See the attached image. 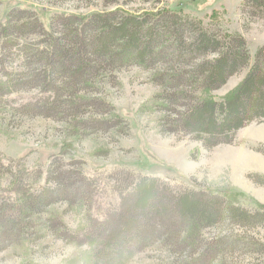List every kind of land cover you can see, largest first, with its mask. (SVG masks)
<instances>
[{"label":"rangeland","instance_id":"374dc122","mask_svg":"<svg viewBox=\"0 0 264 264\" xmlns=\"http://www.w3.org/2000/svg\"><path fill=\"white\" fill-rule=\"evenodd\" d=\"M243 2L0 0V20L7 11L27 9L49 29L50 17H58L55 25L61 28L68 15L115 11L116 15L126 13L138 18L149 13L153 18L164 10L182 9L210 29L220 27L215 30L218 37L239 33L246 42L248 62L208 93L219 100L237 87L253 64L257 49L264 44V13L256 6L242 5ZM23 15L14 13L18 23L29 21ZM32 37L28 32L21 39L9 38L14 46L0 51V79L9 71L17 83L8 93L0 84V224H6L8 218L13 220L17 213L15 198L22 194L33 199L41 194L43 199L51 200L53 203L46 209H51L56 217L52 220L49 212L41 213L39 223L24 225L20 232L16 227L0 228V264H75L84 247L62 238L60 233L75 230L86 222V215L95 211L116 213L118 210L112 205L116 200L114 189L120 192L126 188V171L134 177L154 176L174 185V189L228 196L233 204L251 214L255 203L264 204V122H252L238 129L230 143L209 148L188 135L173 133L171 129L180 115H172L182 106L164 110L151 104L160 89L152 78L153 64H100L96 72L85 78L86 85L82 82L79 86L69 78L57 82L55 90L42 91L46 82L32 78L31 62L24 53V49L34 46L30 45L36 39ZM192 63L194 60L188 64ZM35 83L40 86L33 87ZM72 85L80 90L69 95L67 87ZM185 103L187 98L182 104ZM164 111L166 118L162 122L159 117ZM234 154L250 159L234 167L224 160ZM47 164L51 174L46 179ZM21 169L28 173L22 175ZM15 173L21 176L13 186L17 192L8 183L10 176L16 178ZM254 223L242 227L224 219L202 230L204 243L215 244L205 246L199 254L190 246L176 247L175 254H170L151 241L148 249L131 256L128 264L172 260L173 264H264V218ZM238 235L259 244L238 240ZM222 239L226 243L235 240L237 249L225 250L227 253L214 260L217 252L213 248Z\"/></svg>","mask_w":264,"mask_h":264},{"label":"trees","instance_id":"16d2710c","mask_svg":"<svg viewBox=\"0 0 264 264\" xmlns=\"http://www.w3.org/2000/svg\"><path fill=\"white\" fill-rule=\"evenodd\" d=\"M249 4L264 13V0H244L242 5ZM14 13H23L29 21L18 23L19 18H15ZM116 14L114 11L68 15L63 18L67 22H61V28H56L58 17H50V27L45 29L35 13L27 9L10 10L0 20V51L14 46L9 38L21 39L28 32L33 35L36 39H32L30 45L34 46L28 45L32 49L29 52L30 47H27L24 53L31 62L32 78L46 82L42 84V91L57 89V82L63 79L72 78L76 84H82L100 64H153L152 78L161 90L154 95L151 104L164 110L182 106L180 111L173 112L172 116H180L171 131L199 140L206 148L230 143L238 129L252 122H264V44L257 49L253 64L237 87L217 100L209 91L224 84L248 62L246 42L241 34L226 33L220 38L215 32L220 27L210 29L182 9L164 10L153 18L149 13L143 18ZM191 60L194 63L188 64ZM1 76L0 84L5 92L14 90L16 77L9 71ZM75 87H67L69 95L80 90ZM186 98L188 103L182 104ZM165 118L164 111L159 119L164 122ZM160 131L163 132V128ZM21 172L25 175L28 170L21 169ZM49 172L51 174V167L47 164L46 179ZM125 174L126 188L120 192L114 189L116 200L112 205L117 208L116 213L95 211L86 215V222L75 230L60 229L62 238L84 247L75 264H128L131 256L148 249L151 241L170 254H175L176 247L188 246L199 254L205 246L215 244L204 243L202 230L224 219L247 227L264 218L261 203H255L251 214L222 194L174 189V185L154 176L134 177L128 171ZM15 175L16 178L10 176L8 183L11 190L17 192L13 186L21 176ZM40 175L39 171L38 177ZM15 199L17 213L13 220L8 218L6 224H0V228L16 227L20 232L24 225L39 223L41 213L49 212L52 220L56 217L51 209H46L53 202L43 199L41 194L34 199L25 194ZM237 238L259 244L244 235ZM228 243L225 239L218 241L213 248L217 252L214 260L219 254L227 253L225 250L237 249L235 240ZM154 264H173V260Z\"/></svg>","mask_w":264,"mask_h":264},{"label":"bare ground","instance_id":"6f19581e","mask_svg":"<svg viewBox=\"0 0 264 264\" xmlns=\"http://www.w3.org/2000/svg\"><path fill=\"white\" fill-rule=\"evenodd\" d=\"M238 152H240V151H238ZM240 153H242V152H240ZM246 159H250V157H247L246 155H242V154H239L237 156H236V154L229 155V157L224 158L225 161L231 163V165H234V167L244 165Z\"/></svg>","mask_w":264,"mask_h":264}]
</instances>
